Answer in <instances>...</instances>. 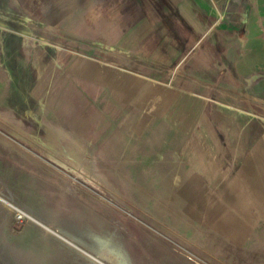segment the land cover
Instances as JSON below:
<instances>
[{
	"label": "rangeland",
	"instance_id": "obj_1",
	"mask_svg": "<svg viewBox=\"0 0 264 264\" xmlns=\"http://www.w3.org/2000/svg\"><path fill=\"white\" fill-rule=\"evenodd\" d=\"M201 1L220 42L172 63L77 36V0H0V191L113 231L130 264H264L262 183L241 165L264 129V0ZM73 251L0 201V264H87Z\"/></svg>",
	"mask_w": 264,
	"mask_h": 264
},
{
	"label": "crops",
	"instance_id": "obj_2",
	"mask_svg": "<svg viewBox=\"0 0 264 264\" xmlns=\"http://www.w3.org/2000/svg\"><path fill=\"white\" fill-rule=\"evenodd\" d=\"M74 1L72 0V4ZM85 1V5H80L82 0H77V22L80 26L77 28L80 29H77L75 34L90 40L108 37L122 52L141 55L165 54V59L172 63L178 59V55H184L181 58H184L186 63L188 54L195 56L193 50L190 51L192 48L187 47V43L191 44L198 39L201 45L206 46L205 53L209 54L210 47L213 48L220 42L212 38L213 31L210 29L208 17L201 10L204 5L201 0ZM204 60L200 59L201 65H208L209 58ZM208 68L209 66L201 67L202 70ZM258 127L261 131L256 132L253 142L243 147L244 158L241 165L248 163L260 176L263 195L261 200H258L254 194L255 199H252L251 203L255 207L259 205L263 208V212L260 210L259 215L255 214V221L260 223L264 221V129ZM203 130L211 136L212 143L215 142L210 130L206 127ZM250 137L252 135L248 138ZM216 144L217 142L214 144L215 148L208 145L211 151L219 148ZM221 160L218 157L216 164H224ZM242 180L247 181L245 177Z\"/></svg>",
	"mask_w": 264,
	"mask_h": 264
},
{
	"label": "bare ground",
	"instance_id": "obj_3",
	"mask_svg": "<svg viewBox=\"0 0 264 264\" xmlns=\"http://www.w3.org/2000/svg\"><path fill=\"white\" fill-rule=\"evenodd\" d=\"M205 138L208 139V142L211 141L206 132ZM0 201L6 202L11 208H16L20 217L38 222L49 232L67 241L68 246L75 250L73 252L85 258L87 264H130L121 242L116 238L115 233L109 229L94 231L92 228H88L84 231L75 233L58 224L49 223L50 221L48 219L41 216L40 213L33 208L26 205H17V203H15V193L10 191V189L7 194L0 191Z\"/></svg>",
	"mask_w": 264,
	"mask_h": 264
}]
</instances>
